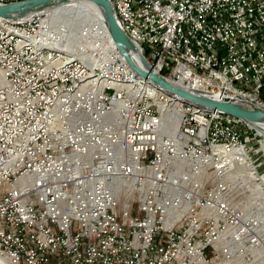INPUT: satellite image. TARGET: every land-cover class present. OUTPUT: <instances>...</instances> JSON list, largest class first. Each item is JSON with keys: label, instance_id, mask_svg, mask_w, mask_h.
<instances>
[{"label": "built area", "instance_id": "obj_1", "mask_svg": "<svg viewBox=\"0 0 264 264\" xmlns=\"http://www.w3.org/2000/svg\"><path fill=\"white\" fill-rule=\"evenodd\" d=\"M118 1L119 25L132 22L130 39L170 80L234 99L222 89L230 77L264 94V0ZM7 24L31 37L0 34V253L10 264L61 254L67 264H264V227L231 188L250 158L240 119L173 106L99 43H87L89 59H54L68 29L53 31L50 12ZM227 215L242 223L241 245L222 230Z\"/></svg>", "mask_w": 264, "mask_h": 264}, {"label": "bare ground", "instance_id": "obj_2", "mask_svg": "<svg viewBox=\"0 0 264 264\" xmlns=\"http://www.w3.org/2000/svg\"><path fill=\"white\" fill-rule=\"evenodd\" d=\"M113 11L120 8V1L110 0ZM53 31L58 32L59 28L67 27L68 34L63 43V47L66 50L53 51L54 59L72 60L73 54H78L81 59L88 58L91 55L86 51L89 46L88 42L96 46L100 44L103 50L113 49L116 50V46L113 43L111 36L103 23V19L98 11L97 7L88 2H77L72 5L62 7L60 9L50 12ZM50 21V19H48ZM123 30L130 38H137V31L130 20H123ZM0 34H7V41L17 42L18 45H31V37L26 32H13V25L7 24L5 20L0 19ZM93 37V38H92ZM87 47V48H86ZM68 49V50H67ZM118 50V49H117ZM89 59V58H88ZM78 69H86V62H78ZM106 83H114V76H106ZM138 83L144 84L148 89H154L155 93H158L160 97L165 98L168 102H171L173 106H180V108L193 109L194 112L200 114H206L207 117H219V112H208L196 106L182 103L172 97L168 96L164 92L160 91L157 87L149 84L148 82L138 77ZM120 87H130V79H119ZM222 89L224 91H236L237 98L253 101L254 104L264 109V94L259 89L252 86H243L241 89V83L232 81L230 77H223ZM180 121L179 115L174 120V126L177 128ZM162 123H165V119L162 117ZM257 135L264 139V131H257ZM259 152L264 153V140L261 143ZM252 164L250 158L244 159V168H239V174H232L231 188L234 193H237L239 186H243L246 190L252 192L247 196V201L242 206L248 213H253L257 218L264 223V176L257 179L254 175L253 168L246 164ZM257 170V169H256ZM255 207V209H249ZM264 227V226H263ZM222 230L232 231L233 244L241 245L242 240V223L237 222L236 215H227V220H222ZM0 264H10L8 259L0 253Z\"/></svg>", "mask_w": 264, "mask_h": 264}, {"label": "water", "instance_id": "obj_3", "mask_svg": "<svg viewBox=\"0 0 264 264\" xmlns=\"http://www.w3.org/2000/svg\"><path fill=\"white\" fill-rule=\"evenodd\" d=\"M77 2H88L97 7L113 43L133 72L153 86L187 104L233 116L256 131H264V109L240 98H224L183 87L153 70L141 49L119 25L110 0H28L0 3V19L23 21L49 13Z\"/></svg>", "mask_w": 264, "mask_h": 264}, {"label": "rangeland", "instance_id": "obj_4", "mask_svg": "<svg viewBox=\"0 0 264 264\" xmlns=\"http://www.w3.org/2000/svg\"><path fill=\"white\" fill-rule=\"evenodd\" d=\"M23 1H28V0H19V1H14V2H9V3H16V2H23ZM4 4H8V3H4ZM47 14V13H46ZM44 15V14H43ZM41 16V15H39ZM39 16H36L34 18H31V19H28V20H23V21H7V22H10V23H17V22H26L28 23V21L30 20H33ZM116 17V16H115ZM126 33V32H125ZM127 34V33H126ZM142 48H143V55L145 56L146 60L149 62V64L151 65V67L153 68L154 71L158 72L157 70H155V68L152 66V63H151V53H150V48L148 46H146L145 44L141 45ZM140 48V47H139ZM141 49V48H140ZM119 52V51H118ZM121 55V54H120ZM122 57V56H121ZM123 58V57H122ZM124 59V58H123ZM125 60V59H124ZM126 62V61H125ZM127 63V62H126ZM128 65V64H127ZM129 66V65H128ZM130 68V66H129ZM131 69V68H130ZM132 70V69H131ZM133 71V70H132ZM160 73V72H158ZM161 75H165V74H162L160 73ZM136 75V74H135ZM137 76V75H136ZM139 77V76H138ZM166 77V76H165ZM140 79H142L141 77H139ZM144 80V79H142ZM146 81V80H144ZM148 82V81H146ZM149 83V82H148ZM150 84V83H149ZM152 85V84H151ZM155 87V86H154ZM161 91V90H160ZM171 97V96H170ZM173 99H176L180 102H184V101H181L175 97H172ZM185 103V102H184ZM254 104V103H253ZM256 105V104H255ZM259 107V106H258ZM199 108V107H198ZM261 108V107H260ZM202 109V108H201ZM263 109V108H262ZM205 110V109H203ZM207 111V110H206ZM160 113H162V115L165 117V115L167 114V111L164 110V111H159ZM209 112V111H208ZM210 112H215V111H210ZM222 114V113H221ZM225 115V114H224ZM229 116V115H227ZM230 117H233V116H230ZM235 118V117H234ZM238 119V118H237ZM242 121V120H241ZM180 122V121H179ZM243 122V121H242ZM179 126V125H178ZM243 126L248 130L247 134L245 133V130H243V134L245 135V138H249V142L247 141L245 144H246V151H247V154L249 155L250 157V160L252 162V164H246V167L249 166L251 168H253L254 170V175L256 177H258L257 179L261 178L262 176H264V153L262 152H259V148L261 146V143L264 139H262L261 136L257 135V131L252 128L250 125H248L247 123L243 122ZM178 128V127H177ZM177 129L174 130V132H176ZM173 132V133H174ZM244 141V140H243ZM240 168L239 166H236L234 168L235 169H238ZM257 169V170H256ZM252 192L246 190L243 186H239L238 188V191L237 193H234L233 191V196L236 198L235 199V202H238L239 204H241V206L244 205V203L247 201V196L248 195H251ZM264 208V207H263ZM250 210L251 209H255V207H250L249 208ZM264 220V218H262ZM264 222V221H262ZM263 226H264V223H261ZM58 261V260H61L63 262H65L64 264H67L66 261H68L67 257L64 256V255H55L54 258H51V260L49 261V264H53L54 262Z\"/></svg>", "mask_w": 264, "mask_h": 264}]
</instances>
